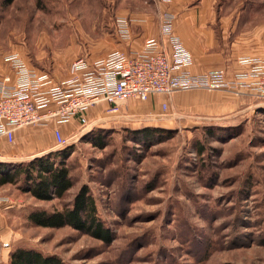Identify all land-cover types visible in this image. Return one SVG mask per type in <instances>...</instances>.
<instances>
[{
  "label": "rangeland",
  "instance_id": "rangeland-1",
  "mask_svg": "<svg viewBox=\"0 0 264 264\" xmlns=\"http://www.w3.org/2000/svg\"><path fill=\"white\" fill-rule=\"evenodd\" d=\"M159 2L0 0V74L8 71L3 56L16 53L36 71L70 78L76 59L129 51L138 22L159 27ZM180 8H197L196 22L215 38L264 34V0H182ZM167 12L175 31L181 12ZM119 17L129 24L128 43L116 35ZM231 25L233 32L224 28ZM262 104L254 91L193 89L129 100L117 115L105 114V105L87 109L88 124L76 119L65 146L51 150H71L72 187L63 198L38 201L15 185L0 186V200L12 203L0 206V264L16 248L64 264H264ZM0 163L19 162L0 154ZM83 185L110 243L27 219L33 209L62 210Z\"/></svg>",
  "mask_w": 264,
  "mask_h": 264
},
{
  "label": "built area",
  "instance_id": "built-area-1",
  "mask_svg": "<svg viewBox=\"0 0 264 264\" xmlns=\"http://www.w3.org/2000/svg\"><path fill=\"white\" fill-rule=\"evenodd\" d=\"M158 29L159 37L147 38L139 49L114 50L93 61H72L70 78L59 83L46 72L29 68L18 54H5L3 62L12 69L15 82L7 85L10 76L0 80V138L12 143L18 128L53 124L55 147L61 148L66 140L59 125L74 119L87 125L85 111L89 108L104 104L105 114L117 115L129 100L145 101L176 91H254L264 98V59H239L248 68L232 79L222 69L192 74L191 54L174 32L170 12L161 13ZM116 35L124 43L130 42L131 30L122 17L117 19ZM1 205L11 207L12 203L0 200Z\"/></svg>",
  "mask_w": 264,
  "mask_h": 264
},
{
  "label": "crops",
  "instance_id": "crops-1",
  "mask_svg": "<svg viewBox=\"0 0 264 264\" xmlns=\"http://www.w3.org/2000/svg\"><path fill=\"white\" fill-rule=\"evenodd\" d=\"M181 1L182 0H171L170 2L160 1L159 5L161 10H164V12H167V6L171 7L174 12L176 9L180 10L181 12L179 27L175 29V34L180 37L185 48L191 54L192 65L190 66V72L192 74H201L210 70L222 69L226 72L227 79H232L236 73L244 72L248 68L247 65L239 63V59L244 57L258 60L264 59L263 32L257 31V34H253L251 32L244 31L243 34L229 33L227 36L226 34H223L220 38H215V36L211 35L213 30L206 29L205 26L199 25L196 22L195 16L198 12L197 8H188L182 12V8H180ZM138 23L140 24V27L136 29L138 34L133 36L129 45L131 49L141 48L143 42L147 38L159 37L158 26L153 27V24L149 25L147 21ZM224 28H230L228 31L233 32L235 27L231 25ZM224 32H226V30H223V33ZM226 38L228 43L227 47L221 46L220 43H225ZM253 43H256V45L259 46L253 48ZM5 65L7 66L8 71L7 73L0 74V80H2V78L5 76H10L11 82L7 83V85L13 86L15 82L14 73L6 63ZM37 72L40 73L42 71ZM51 78L54 83H59L60 81L68 79L66 78L63 80H57L53 77ZM102 105H100V107H102ZM262 105V107H264V104ZM74 121H76V119L69 123L59 125L62 134H65L69 131V129L74 128ZM53 126L54 125L51 124L41 129H36L34 126L18 128L14 132V139L12 143L7 142L4 138H0L1 146H9L7 149L1 148V158L11 162H21L28 158L32 159L37 156L45 155L51 150L57 149L55 147L52 134Z\"/></svg>",
  "mask_w": 264,
  "mask_h": 264
},
{
  "label": "trees",
  "instance_id": "trees-1",
  "mask_svg": "<svg viewBox=\"0 0 264 264\" xmlns=\"http://www.w3.org/2000/svg\"><path fill=\"white\" fill-rule=\"evenodd\" d=\"M96 142L98 145L99 141ZM70 154V147H65L25 162L0 163V186L15 185L22 193H28L38 201L61 199L72 187L66 164ZM27 219L33 225L44 228L68 226L105 243H110L113 238L99 219L95 200L85 185L78 189L72 201L62 210L33 209ZM9 264L64 263L55 255H44L35 249L16 248L10 252Z\"/></svg>",
  "mask_w": 264,
  "mask_h": 264
}]
</instances>
